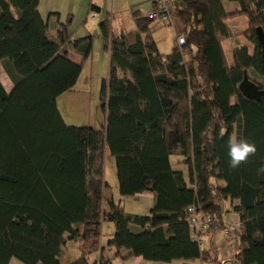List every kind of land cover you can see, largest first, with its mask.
<instances>
[{
	"label": "trees",
	"instance_id": "obj_1",
	"mask_svg": "<svg viewBox=\"0 0 264 264\" xmlns=\"http://www.w3.org/2000/svg\"><path fill=\"white\" fill-rule=\"evenodd\" d=\"M225 1L240 9L228 13ZM175 5L176 38L183 34L186 43L168 54L154 38L155 20L139 11L137 29L115 38L109 19L99 23L110 53L102 129L68 124L57 104L82 72L64 50L88 57L90 37L73 39L72 18L52 24L59 13L44 18L40 0H0V63L14 83L7 90L0 77V264L12 257L65 264L62 253L73 240L80 253L67 264H113L103 238L121 259L196 260L205 256L214 232L204 236L202 249L188 222L192 204L223 223L241 221L239 264H264V94L248 98L240 89L247 74L264 90L251 73L264 81L256 34L264 27V0ZM90 10L100 7L92 3ZM237 15L248 17L244 35L254 48H236L230 62L223 48L232 35L226 21ZM52 29L60 43L48 36ZM234 133L256 146L237 168L228 156ZM109 153L121 198L154 194L148 215L106 198ZM174 157L187 174L174 168ZM230 212L238 218L225 221ZM97 252L100 258L92 261Z\"/></svg>",
	"mask_w": 264,
	"mask_h": 264
},
{
	"label": "rangeland",
	"instance_id": "obj_2",
	"mask_svg": "<svg viewBox=\"0 0 264 264\" xmlns=\"http://www.w3.org/2000/svg\"><path fill=\"white\" fill-rule=\"evenodd\" d=\"M63 2V0H40L39 9L41 13L47 19L51 13H59L58 16L53 14L52 24H54L55 20L59 19L60 22H68L70 18H72V22L70 23V31L74 40L81 39L83 37H90L91 43V53L88 57L83 61L82 72L77 84L69 91L61 94L57 99L58 108L63 115L64 119L68 124L75 126H93L95 128H102L106 125V115L103 108V101L101 99V90L102 84L105 79L109 76L110 70V53L109 50L105 47V38L101 33V29H99V23L104 19H109L111 24V36L118 37L122 34V31L130 32L133 31V28L137 26L136 21L133 18V10L123 11L114 16L109 14L108 9L100 4L101 0H77V4H74V8L70 7L73 11H68L66 8L52 10L50 9L52 2ZM70 2H76V0H69ZM109 6H111V0H105ZM149 1L146 0L145 5H149ZM179 2H183L184 0H178ZM94 2L97 5L102 6V11L96 12L90 10V4ZM129 0H118L115 4L120 8H127L129 6ZM138 2L144 3L142 0ZM99 3V4H98ZM129 8V7H128ZM130 8H132L130 6ZM153 9V8H152ZM152 12V10L150 11ZM149 12V14H150ZM51 24V27L53 26ZM165 26H160L156 28L154 32V38L157 41L158 47L162 53L168 54L172 52L173 47L178 45L176 34L174 28L167 24ZM98 30V32H96ZM241 40L247 44V39L241 38ZM250 51H253L254 44L250 42V46H248ZM227 56L230 62H233V54L229 50L228 45L226 46ZM1 73L0 77L4 83V85L8 88H11L13 80L7 73L4 68L3 63H0ZM253 78L264 83L263 79L252 69L251 70ZM11 86V87H10ZM236 138V133L232 135ZM105 161V177L109 181L110 185L117 190V176H116V164L115 157L111 156V154L106 155ZM178 165V162H176ZM129 201V202H128ZM125 203H123L127 210L137 209L141 212H149L150 206L145 205L144 198L136 199H128ZM235 213H227L225 214V221L236 219ZM110 230L105 228V232L108 233ZM214 232L213 234H216ZM231 240L227 239L222 232L217 233V238L215 243L220 251L214 254V258L210 259L206 264H225L226 259L233 258L235 254V247L233 251L228 247L232 248ZM236 243L238 241H231ZM207 243V242H206ZM208 247V243L206 244ZM224 246H228L227 250ZM225 251H228L225 253ZM79 242L77 240L70 241L66 248L62 253V260L65 264L74 260L79 256ZM98 253L92 256L97 258ZM144 264H186V261L178 259L173 262H163V261H153V260H145ZM200 263V262H197ZM231 264V262H227ZM10 264H25L21 260L16 257H12Z\"/></svg>",
	"mask_w": 264,
	"mask_h": 264
},
{
	"label": "crops",
	"instance_id": "obj_3",
	"mask_svg": "<svg viewBox=\"0 0 264 264\" xmlns=\"http://www.w3.org/2000/svg\"><path fill=\"white\" fill-rule=\"evenodd\" d=\"M111 1H112L111 6H109V4H107L105 0H101V2H99V3L103 4L108 9L109 14L112 15V16H114L116 14H119V13H121L123 11H127V10L129 11L131 9H135V10H133V18H134L135 21H136V19L134 17V12L139 11L140 14L143 17L148 18L149 17V12L153 8V0L149 1V3H148L149 5L148 6L145 5V4H147L146 0H142L144 2L143 4L138 2L139 0H129V2H128L129 3V6H128L129 8L128 7L127 8L118 7V5L115 4V2H117L118 0H111ZM75 3L77 4V0H76V2H73V1L70 2L69 0H63V2L54 1V2H52L50 9H52V10L59 9L58 5H60V8H66V9H68V11L72 12L73 11L72 9H75L74 8L75 7L74 6ZM92 3L97 5L94 2H92ZM100 4L97 5V6L100 7V11H102V6ZM130 6L132 8H130ZM224 6H225L226 11L228 13H231V12H234L235 10L240 9V5L237 2H235V1H225ZM70 7H72V9ZM42 15H43V13H42ZM44 18H45V16H44ZM151 23L155 25V31H156V28H159L160 26H165L162 22H159L157 20L151 21ZM226 23H227V25L229 26V28H230V30L232 32V35L223 42V48H224L226 56H227V52H226V46L227 45H228L229 50L231 51L232 54H233L234 50L236 48H238V47L250 46V41L244 35V32L247 30L248 23H249V19H248L247 16H245V15H237L235 17H232V18L228 19L226 21ZM136 29H137V26H135L133 28V31L136 30ZM124 32L125 31L123 30L122 33H124ZM48 36L50 37V39L60 43V39L58 38L55 29L50 30L48 32ZM82 38H85V37L82 36ZM241 38L247 39V44L244 43L241 40ZM66 51L68 53V56L72 60L82 64V67H83V61L85 60L86 57H84L81 54V52H79L78 50H74V49L64 50V52H66ZM227 58H228V56H227ZM12 87H13V85H12ZM12 87L11 88L6 87V88H7V90H11ZM105 128H106V125L102 127V129H105ZM173 166H174L175 169L181 170L185 174H187V172H188V167L185 164L176 165V158L175 157L173 158ZM116 176H117V174H116ZM108 183H109V181H108ZM116 186H117V190H118V179H117V185ZM105 196H106L107 199L110 198V197H113L115 200L121 199L122 204L125 203L126 201H128V199H129V198H126V197L121 198L120 194H119V191L115 192V189L110 185V183H109V187L105 190ZM132 198H136V199L144 198V200L146 202L145 205L147 207H148V205H151V206H150L149 212H141L140 210H137V209L136 210L135 209L127 210V208H125L128 212L134 213V214H140V215H148L151 212V209H152L154 201H155V196H154L153 193H151V192H143V193H140L137 196L132 197ZM132 198H130V199H132ZM233 213L236 214V212H233ZM236 217L238 218L237 214H236ZM216 238H217V233L208 235V237H207L208 247H207V250L205 252V256L202 257V258H198L196 260L186 261V264H206L210 259H213L214 258V254H216V253H218L220 251V249L217 247V244L215 243ZM230 243H232V248L228 247V246H224L225 249H223V250H227L228 248H230L231 250L228 249V251H233V249H234L235 245L237 244V242L233 243V242L230 241ZM101 245H102V247L105 248V252L107 253L108 257L112 260L113 264H144L146 262L144 259L139 258V257H131V258H128V259H121V257L116 256L115 250L113 248H110L107 245L106 238L102 239ZM228 251H225V253L228 252ZM97 253H98L97 258L94 257L92 259V256L93 255L95 256ZM97 253H95V254H93L91 256V260L92 261H97L100 258L101 252H97ZM124 254H126V252H124ZM197 262H200V263H197ZM225 264H229V263H225Z\"/></svg>",
	"mask_w": 264,
	"mask_h": 264
},
{
	"label": "built area",
	"instance_id": "obj_4",
	"mask_svg": "<svg viewBox=\"0 0 264 264\" xmlns=\"http://www.w3.org/2000/svg\"><path fill=\"white\" fill-rule=\"evenodd\" d=\"M175 8V0H153V9L149 14V19L159 20L163 24H167L174 28L173 14ZM177 43L180 47L185 45L186 38L183 34L177 35ZM188 212V222L191 227L193 236L198 241L202 249L205 248L204 236L207 233L222 232L223 235L231 241H238V239L241 237L243 223L239 220L223 223L216 219L214 216L210 215L208 212L198 208L196 204H192L189 207ZM235 250L236 251L233 258H224L226 263H240L238 255L241 252V247L238 243L235 247Z\"/></svg>",
	"mask_w": 264,
	"mask_h": 264
},
{
	"label": "clouds",
	"instance_id": "obj_5",
	"mask_svg": "<svg viewBox=\"0 0 264 264\" xmlns=\"http://www.w3.org/2000/svg\"><path fill=\"white\" fill-rule=\"evenodd\" d=\"M228 148L229 166L232 168L239 167L242 163L247 162L250 155L256 153V146L254 144L244 139L238 140L235 137L229 139Z\"/></svg>",
	"mask_w": 264,
	"mask_h": 264
},
{
	"label": "water",
	"instance_id": "obj_6",
	"mask_svg": "<svg viewBox=\"0 0 264 264\" xmlns=\"http://www.w3.org/2000/svg\"><path fill=\"white\" fill-rule=\"evenodd\" d=\"M96 32H98V30ZM256 34L262 46V54L264 61V27L263 26L257 27ZM240 89L243 92V94L248 98H256L260 100L262 95L264 94V90L260 89L258 84L253 80H251L247 74H245V77L240 84Z\"/></svg>",
	"mask_w": 264,
	"mask_h": 264
}]
</instances>
